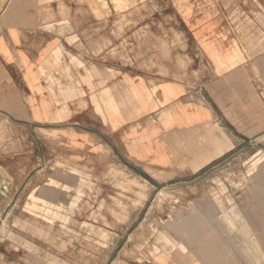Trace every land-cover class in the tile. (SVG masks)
Returning <instances> with one entry per match:
<instances>
[{"label":"crops","instance_id":"obj_1","mask_svg":"<svg viewBox=\"0 0 264 264\" xmlns=\"http://www.w3.org/2000/svg\"><path fill=\"white\" fill-rule=\"evenodd\" d=\"M66 2L0 0V206L51 170L80 179L113 162L152 186L202 173L197 211L170 219L144 264H264V183L254 196L205 178L244 144L264 152V0H146L144 21L117 28L149 48L143 72L96 60L111 23L96 0ZM157 217L140 220L136 252Z\"/></svg>","mask_w":264,"mask_h":264},{"label":"rangeland","instance_id":"obj_2","mask_svg":"<svg viewBox=\"0 0 264 264\" xmlns=\"http://www.w3.org/2000/svg\"><path fill=\"white\" fill-rule=\"evenodd\" d=\"M46 1L49 0H32V5L39 6ZM145 2L96 0V19L111 23L110 31L95 32L100 36L95 44L96 60H111V64L127 71L150 69V64L138 60L149 49L140 44L142 37L137 35L136 39L135 30L127 29L126 37L123 30L119 41L120 30L117 29L120 21H126L128 26L144 21ZM65 4H69V0ZM106 32L109 39L108 35L107 39L102 38ZM158 49L161 50V46ZM259 145L255 144L252 149L244 144V150L249 151L247 155L228 154L212 164L211 173L205 175L209 184L218 183L220 188L230 187L231 183L240 188L253 187L254 196H258L257 187L264 183V152ZM258 163V171L252 173ZM85 169L89 172L81 173L80 179L52 170L34 173L28 188L17 194L15 206H0V214L16 216L11 222L0 223L3 231L8 227L15 230L7 240L0 236V264L150 262L151 243L158 231L172 224L170 219L175 216L191 210L196 212L198 207L189 203L202 196V173L193 179L180 178L152 186L151 181L113 162L109 166ZM145 214L159 217L148 223L150 233L144 239L146 248L136 252L135 232Z\"/></svg>","mask_w":264,"mask_h":264}]
</instances>
